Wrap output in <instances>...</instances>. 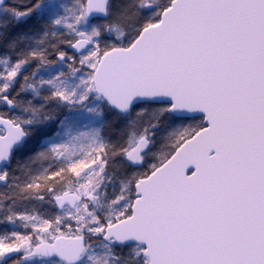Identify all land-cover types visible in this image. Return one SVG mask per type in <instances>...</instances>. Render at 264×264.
<instances>
[{
    "label": "snow or ice",
    "instance_id": "1",
    "mask_svg": "<svg viewBox=\"0 0 264 264\" xmlns=\"http://www.w3.org/2000/svg\"><path fill=\"white\" fill-rule=\"evenodd\" d=\"M0 264H264V0H0Z\"/></svg>",
    "mask_w": 264,
    "mask_h": 264
}]
</instances>
